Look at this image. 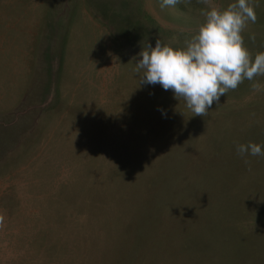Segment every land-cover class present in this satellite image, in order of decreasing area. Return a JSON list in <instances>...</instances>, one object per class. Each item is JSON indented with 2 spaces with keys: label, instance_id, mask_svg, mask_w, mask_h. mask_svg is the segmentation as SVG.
<instances>
[{
  "label": "rangeland",
  "instance_id": "374dc122",
  "mask_svg": "<svg viewBox=\"0 0 264 264\" xmlns=\"http://www.w3.org/2000/svg\"><path fill=\"white\" fill-rule=\"evenodd\" d=\"M233 2L0 0V264H264V76L194 116L135 71Z\"/></svg>",
  "mask_w": 264,
  "mask_h": 264
},
{
  "label": "clouds",
  "instance_id": "9594fccd",
  "mask_svg": "<svg viewBox=\"0 0 264 264\" xmlns=\"http://www.w3.org/2000/svg\"><path fill=\"white\" fill-rule=\"evenodd\" d=\"M180 0H160L161 8L174 7ZM208 4V0H201ZM204 23L183 48L162 44H148L139 53L135 71L141 74L140 83L162 86L174 97L183 98L194 116H204L214 102L229 90H235L243 80L253 81L264 76V52L254 57L244 47L243 29L256 22L252 0H234L224 10L209 7L202 10ZM256 91L264 90L253 83ZM237 153L264 157V144L249 141L237 144ZM247 162V161H246Z\"/></svg>",
  "mask_w": 264,
  "mask_h": 264
}]
</instances>
